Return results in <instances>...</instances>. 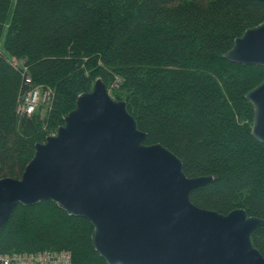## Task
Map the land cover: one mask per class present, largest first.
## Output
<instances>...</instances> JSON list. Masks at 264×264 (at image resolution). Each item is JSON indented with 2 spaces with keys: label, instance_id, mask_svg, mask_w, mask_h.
Listing matches in <instances>:
<instances>
[{
  "label": "trees",
  "instance_id": "1",
  "mask_svg": "<svg viewBox=\"0 0 264 264\" xmlns=\"http://www.w3.org/2000/svg\"><path fill=\"white\" fill-rule=\"evenodd\" d=\"M263 22V0H0V178H21L36 145L102 78L145 144L175 153L190 178H214L192 192L194 204L264 219V144L246 98L264 68L225 58ZM34 87L51 90V101L19 114ZM93 231L52 201L19 205L0 229V254L69 252L73 264H108ZM253 239L264 255V227Z\"/></svg>",
  "mask_w": 264,
  "mask_h": 264
},
{
  "label": "water",
  "instance_id": "2",
  "mask_svg": "<svg viewBox=\"0 0 264 264\" xmlns=\"http://www.w3.org/2000/svg\"><path fill=\"white\" fill-rule=\"evenodd\" d=\"M225 58L264 68V22ZM246 98L252 135L264 144V81ZM146 139L127 102L97 79L57 133L36 145L21 178H0V229L19 205L52 201L93 225L94 248L108 264H264L253 239L264 219L194 204L192 192L214 178L188 177L175 153Z\"/></svg>",
  "mask_w": 264,
  "mask_h": 264
},
{
  "label": "built area",
  "instance_id": "3",
  "mask_svg": "<svg viewBox=\"0 0 264 264\" xmlns=\"http://www.w3.org/2000/svg\"><path fill=\"white\" fill-rule=\"evenodd\" d=\"M1 54V51H0ZM29 83L32 79H27ZM53 93L51 90H44L41 87H34L22 100L18 107L21 115H33L42 103L51 101ZM0 264H73L72 255L69 252L37 253H15L11 255L0 254Z\"/></svg>",
  "mask_w": 264,
  "mask_h": 264
}]
</instances>
